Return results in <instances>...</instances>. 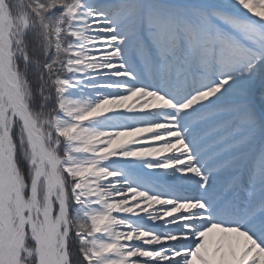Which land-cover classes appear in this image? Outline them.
<instances>
[{
	"label": "snow or ice",
	"instance_id": "1",
	"mask_svg": "<svg viewBox=\"0 0 264 264\" xmlns=\"http://www.w3.org/2000/svg\"><path fill=\"white\" fill-rule=\"evenodd\" d=\"M0 264H264V0H0Z\"/></svg>",
	"mask_w": 264,
	"mask_h": 264
}]
</instances>
